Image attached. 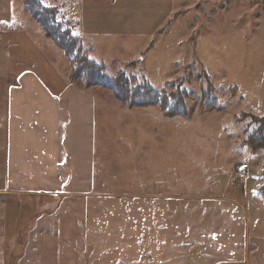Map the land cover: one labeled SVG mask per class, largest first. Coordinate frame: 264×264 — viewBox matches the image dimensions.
<instances>
[{"label":"rangeland","instance_id":"rangeland-1","mask_svg":"<svg viewBox=\"0 0 264 264\" xmlns=\"http://www.w3.org/2000/svg\"><path fill=\"white\" fill-rule=\"evenodd\" d=\"M42 1L107 76L122 70L161 95L180 85L189 109L167 117L96 85L107 122L77 264H235L244 244L230 230L264 222V144L245 143L264 117V0ZM207 83L213 105L202 100Z\"/></svg>","mask_w":264,"mask_h":264},{"label":"crops","instance_id":"crops-1","mask_svg":"<svg viewBox=\"0 0 264 264\" xmlns=\"http://www.w3.org/2000/svg\"><path fill=\"white\" fill-rule=\"evenodd\" d=\"M69 73L62 50L21 0H0V264H77L71 252L107 120L100 86L82 88ZM244 222L227 236L244 244L230 257L264 264V222Z\"/></svg>","mask_w":264,"mask_h":264},{"label":"trees","instance_id":"trees-1","mask_svg":"<svg viewBox=\"0 0 264 264\" xmlns=\"http://www.w3.org/2000/svg\"><path fill=\"white\" fill-rule=\"evenodd\" d=\"M25 9L42 28L46 38L50 39L69 61V78H81L86 85H102L111 90L112 95L127 106L145 107L158 104L164 115H188V106L183 101L185 91L178 85L168 94H160L148 82L140 84L133 78L118 70L114 77L106 75V67L89 58L81 45L80 37L73 33L70 21L58 17V8L44 5L42 0H22ZM134 80V81H133ZM203 89L202 100L215 104L211 93V85L207 83ZM210 104V105H211ZM259 127L245 138V143L254 150L263 146L264 117L257 118Z\"/></svg>","mask_w":264,"mask_h":264}]
</instances>
